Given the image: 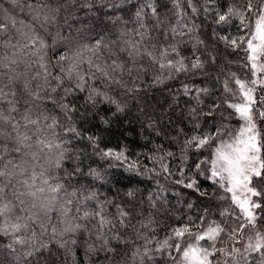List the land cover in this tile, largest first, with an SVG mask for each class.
Masks as SVG:
<instances>
[{
    "label": "snow or ice",
    "instance_id": "6c2138e0",
    "mask_svg": "<svg viewBox=\"0 0 264 264\" xmlns=\"http://www.w3.org/2000/svg\"><path fill=\"white\" fill-rule=\"evenodd\" d=\"M76 2L70 0L72 5ZM94 2L85 0L80 7L91 9ZM185 2L193 13L198 11L193 0ZM172 3L178 9L175 15L179 25L186 13L180 10L181 0H172ZM62 7L67 5L57 2L53 6L49 0H36L35 4H27V22L17 20L11 14L0 20V48L12 50L11 57H0V234L10 238L11 242L6 246L7 255L14 257L17 264H33L34 261L40 264L36 258L49 247L41 242L49 227L52 240H56L82 229L86 231V224L76 221H88L89 217L96 220L98 239L105 246L108 240L103 230L116 228V221L110 220L102 207L96 212L84 211L81 215L77 206L76 215L72 214L77 190L73 188L69 193L67 189L72 187L70 181L81 173V169L78 165L73 171L64 168L65 160L71 159L67 145L72 141L63 137L70 135L74 139H86L94 155L126 163L128 171H135L137 164L128 162L123 149L100 148L101 137L94 134L82 136L73 121L79 108L68 102L69 97L86 93L83 106L87 114L80 113L82 122H88L95 114L89 108L96 109L101 103L114 105L115 116L125 111L127 103L122 104L109 94L110 91L122 89L123 94L135 101L136 93L141 90L138 81L147 73L143 66L145 59L159 69V74L153 77L154 84L163 83L164 79H171L178 73H199L208 78L210 72L205 70L216 69L218 60H226L220 56L222 48L224 52L242 50L246 53L244 67L248 69L250 79H241L235 72L228 73L223 79L219 75L216 77L222 93L234 97L238 92L240 102L221 97L213 101L207 112L191 109L190 116H203L205 122H215L218 110L227 108L234 110V115L244 122L243 126L231 140L226 141L222 138L229 134L225 125L214 123L212 131H199L201 125L194 123L193 135L185 140V148L200 151L216 145L210 160L205 158L195 163L196 174H203L200 171L202 165H210L208 178L230 194V207L216 213L219 220L211 221L207 220L209 208H204L196 220L189 218L186 224L173 227L163 240L155 242L154 248L149 247L153 241L145 237L143 247H137L132 256H139L140 264H144V258L153 260L156 254L175 261L177 256L173 253L178 255L179 264H264V141L257 128V120L264 121V94L258 95V89L264 93V0H243L238 6L232 4L225 10L212 11L211 37L216 54L208 52L206 59L195 52L192 57L183 56L178 42H168L170 36H183L185 32L161 19L156 0H149L136 11L138 27L121 31L114 39L107 33L98 32L95 37H88L89 43L70 46L55 59L50 58V45L37 31V25L47 32L45 26L57 22ZM145 8L150 10L154 20L151 28L145 22ZM246 18L254 20L251 31L250 24L245 23ZM235 21H239L235 26L242 35L229 31ZM183 28L189 33L193 30L187 24ZM154 32L159 35L154 36ZM57 38L67 39L57 33L53 46ZM203 43L202 40L197 41V44ZM21 64L24 68L18 71ZM129 80L132 86H129ZM231 84L236 85V91ZM183 90L185 95L195 91L197 97L209 94L206 87L193 88L188 84L183 85ZM116 95H121V92L116 91ZM219 115L223 119V112ZM61 118L66 123H62ZM100 120L105 125L109 123L105 117H100ZM148 127H152L151 122ZM164 170L167 171L166 166ZM87 174L101 178L96 169L90 168ZM176 183L204 195L195 176L189 177L187 183L183 179ZM61 193L66 199L58 211L66 226L58 231L51 225L49 214L57 211ZM127 195L132 197L135 194L129 191ZM84 199H97V194L90 192ZM117 212L119 224L125 226V222L130 220V211L118 206ZM192 227L198 231H192ZM246 229L255 231L254 236L245 241ZM28 232L31 234L25 237L23 234ZM69 243L75 244L76 241H64L60 247L67 249ZM240 244L242 247L237 246ZM16 245L24 246L25 250L18 252ZM88 250L93 251L91 247ZM0 264H4L2 259Z\"/></svg>",
    "mask_w": 264,
    "mask_h": 264
},
{
    "label": "trees",
    "instance_id": "16d2710c",
    "mask_svg": "<svg viewBox=\"0 0 264 264\" xmlns=\"http://www.w3.org/2000/svg\"><path fill=\"white\" fill-rule=\"evenodd\" d=\"M49 2L53 6H56L57 2L67 5L66 8H61L55 24L45 26L47 32L37 25V31L50 45L48 56L55 59L61 51L70 46L89 43L88 37H95L98 32L107 33L114 39L121 31H130L138 27L135 13L149 0H95L91 9L80 7L85 0H77L75 5H72L70 0H49ZM242 2L243 0H193V4L198 9L196 13H193L185 0H181L180 10L186 15L180 20L179 25H177L175 15L178 9L173 6L172 0H156V6L161 19L185 32L183 36L174 38L170 36L168 42H178L180 54L183 56L192 57L195 52L202 59H206L208 52L216 54L213 51L214 44L211 37L212 11L225 10L229 5L238 6ZM29 3L35 4L36 0H16V4H13V0H0V20L6 14H11L17 20L27 22L29 20L27 4ZM109 5H116V7H109ZM205 9L208 11L206 12ZM144 12L146 13L145 22L151 28L154 23L151 19V12L147 8ZM117 17L120 19L117 20ZM245 23L250 24L249 31H251L254 20L249 21L246 18ZM184 24L193 30L190 33L187 32L183 28ZM238 24L239 21H235L229 29L234 35L243 34L235 26ZM57 33L67 39L62 41L57 38L53 46V38L57 37ZM153 35L158 36L159 33L154 32ZM198 40L204 43L197 44ZM4 55L11 57L12 50L0 48V57ZM220 56L226 57V60H218L216 69H206L205 71L210 72L208 78L199 73L196 75L178 73L174 74L173 78L164 79V82L159 84L153 83V77L159 74V69L145 59L143 66L147 69V73L143 75L142 80L138 81L141 90L136 93L135 101L131 96L123 94L122 89L110 91L109 94L122 104L127 103L125 111L116 113L115 116H113L114 105L101 103L96 109L89 108V111L95 114L88 122H82L80 113H86L83 106L86 93H78L68 98V102L75 103L79 108V112L73 116V121L76 122V127L82 136L94 134L101 137L100 148L102 149L125 150L128 162H135L137 169L128 171L126 163L111 158L101 159L93 154V149L86 139H74L70 135H65L63 138L71 140L72 143L67 145L71 159L65 160L64 168L67 171H73L78 165L81 169V173L70 181L72 187L67 189L69 193L73 188L77 190V197L74 198L77 202L73 206L72 214L76 215L77 206L80 208L81 215L84 211L96 212L102 207L105 215L110 220L116 221V228L111 231L108 228L103 230L108 240L105 246L103 241L98 239L96 220L92 217H89L88 221H76L86 224V231L82 229L74 234L58 237L56 240H52L51 227H49L48 234L41 241L47 243L49 247L43 250L41 257L36 258L40 264H140V257L133 258L132 253L137 247H143L145 237L153 241L149 247L154 248L155 242L163 240L173 227L186 224L189 218L196 220L203 214L204 208L210 210L208 221L220 219L216 213L230 207L231 201L228 198L230 194L208 178L210 165L201 166L202 175H197L195 169V163L205 158L211 159L216 145L213 144L200 151L185 148V140L193 135L194 123L201 125L199 131H212L214 123L217 126L225 125L228 133L235 131L238 127L240 120L234 115L232 109L218 110L215 122H205L203 116L198 118L190 116L191 109L207 112L213 101L221 97L235 102V96L222 93L221 85L216 80L218 75L223 79L228 73L235 72L241 79H250L248 69L244 67L247 63L244 51L224 52L221 48ZM23 68L24 65L21 64L17 70L22 71ZM125 79L127 80L128 77ZM184 84L193 88L206 87L209 89V94H200L197 97L196 92L192 91L185 95ZM129 86H132L130 80ZM230 86L236 91L235 84ZM116 91H120L121 95L117 96ZM259 94L264 93H260L258 89ZM49 110H51L50 105ZM219 112H223V119L220 118ZM100 117H105L109 123L105 125ZM61 122L66 123L63 118ZM150 122L152 127H148ZM258 126L261 139L264 141V121L258 120ZM181 129H183L182 132ZM165 166L167 171L164 170ZM90 168L96 169L101 174V178L96 179L88 175ZM60 175L62 176L63 173ZM193 176L198 180L200 192L204 193L203 196L193 189L176 183L181 179L187 183L188 178ZM129 191L134 192L135 195L128 196ZM90 192H95L97 199L85 200L84 197ZM8 196L11 198V192ZM222 196L226 198L219 199ZM60 197V202L56 206L57 211L49 214L51 225L55 226L58 231L66 226L58 211L66 197L64 193H61ZM205 197H211V199ZM118 206L130 211V220L125 222V226H121L117 220ZM45 223L47 224V221ZM36 230L39 233L38 226ZM191 230L198 231L196 227H192ZM30 234L28 232L23 235L27 237ZM71 240H75L76 243H69L67 249L60 247L64 241ZM10 242L9 237L0 234V259L4 261V264H17L14 257L7 255L6 246ZM15 247L18 252L25 250V247L21 245ZM89 247L93 251H89ZM107 249L113 251L110 252ZM173 255L177 256L175 261L167 256L161 257L156 254L151 261L144 258V264H179L178 255L176 253Z\"/></svg>",
    "mask_w": 264,
    "mask_h": 264
},
{
    "label": "rangeland",
    "instance_id": "374dc122",
    "mask_svg": "<svg viewBox=\"0 0 264 264\" xmlns=\"http://www.w3.org/2000/svg\"><path fill=\"white\" fill-rule=\"evenodd\" d=\"M235 97H236V99H235V102L234 103H236V102H240V98H239V94H238V92L236 93V95H235ZM240 120V119H239ZM243 121L242 120H240L239 121V124H238V127H237V129L235 130V131H233V132H229V134H226V135H224L222 138L224 139V140H226V141H228V140H231L238 132H239V129L241 128V126H243ZM259 126H258V120H257V128H258ZM258 130H259V128H258ZM260 132V131H259ZM260 136H261V133H260ZM238 211V210H237ZM229 222H231V220L229 221ZM192 231H196V230H192ZM254 229H246L245 230V233H244V240L246 241L247 240V238L249 237V236H254ZM203 243V242H202ZM218 246H223V245H219L218 244ZM237 246H240V247H242V244H240V245H237Z\"/></svg>",
    "mask_w": 264,
    "mask_h": 264
}]
</instances>
